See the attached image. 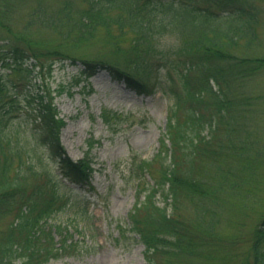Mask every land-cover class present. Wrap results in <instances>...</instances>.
Returning a JSON list of instances; mask_svg holds the SVG:
<instances>
[{
	"label": "trees",
	"instance_id": "16d2710c",
	"mask_svg": "<svg viewBox=\"0 0 264 264\" xmlns=\"http://www.w3.org/2000/svg\"><path fill=\"white\" fill-rule=\"evenodd\" d=\"M84 1L86 6L77 17L71 8L64 6L59 20L57 15L43 14L40 23L50 29L58 28L60 21L67 23L68 41L87 40L98 27L111 24L117 25L122 35L128 28L133 33L131 53L124 61L74 57L59 49H43L37 42L22 43L20 38L0 45V220L12 218L0 237V264H16L14 259L18 257L20 264H46L59 256L74 254L81 242L75 240L67 228L49 224V220L56 210L55 202L65 195L61 190L78 193V189L92 187L96 172L89 150L82 158L73 160L62 143V131L67 122L59 116L55 99L63 93V87L55 94L45 86V92L31 98L38 104L30 128L23 133L10 132L7 128L21 115L17 113V100L22 86L28 82V75L37 68L41 72H52L55 63L69 61L81 64L80 76H92L105 70L138 94L151 95L158 87H166L161 72L153 74L150 58L163 55L162 58L168 59V54L158 50L157 42L169 32H176L182 41L176 48L177 61L168 63V60L165 67L172 65L178 70L184 94L174 92L175 108L166 133L160 138L155 159L142 160L139 164L138 169L149 174L156 161L160 168L150 188L137 194L129 216L130 227L139 237L137 241L145 246L147 264H157L156 258L172 263L184 251L201 254L204 248L199 240L207 243L205 237L212 236L221 221L222 214L213 204L222 186H206V182L193 176L192 170L184 169V162H194L200 154L215 155L204 146L208 137L202 136L204 122L208 121L212 128L214 116L222 121L225 112L231 111L232 102L226 88L231 86L236 72L245 75L244 70H248L245 63L264 66V57L251 62L230 51L240 45L241 39H247L249 45L255 41V28L260 19L257 7L263 5L264 0ZM166 4L173 10L170 16L162 15ZM185 103L190 108L186 118L174 119ZM108 115L107 110L102 111L105 119ZM92 147L93 142L89 140V149ZM39 148L41 152L36 151ZM45 153L53 158L56 168L37 165ZM15 159L20 171L10 178ZM143 192L146 193L141 200ZM157 194L162 196L163 205L156 199ZM89 203L88 199L79 200L75 219L95 217L87 209ZM184 203L193 207L194 218L184 214ZM85 246L92 249L95 244ZM250 256L252 259H246L245 264H264V220L255 229Z\"/></svg>",
	"mask_w": 264,
	"mask_h": 264
},
{
	"label": "rangeland",
	"instance_id": "374dc122",
	"mask_svg": "<svg viewBox=\"0 0 264 264\" xmlns=\"http://www.w3.org/2000/svg\"><path fill=\"white\" fill-rule=\"evenodd\" d=\"M64 6L71 8L77 17L86 3L84 0H0V45L20 38L22 43L37 42L43 49H59L74 57L116 63L124 61L131 53L133 33L128 28L122 35L120 28L111 24L98 27L87 40L68 41L67 23L60 21L56 29L40 23L43 14L57 15L59 20ZM257 8L260 19L255 28V41L249 45L247 39H241L239 46L230 49L234 56L251 62L264 57V4ZM172 13L170 5L166 4L162 15ZM181 41L176 32L158 38V50L168 54V59L162 58L163 55L151 56L150 64L153 74L161 72L166 87H158L151 95L138 94L105 70L92 76H80L81 64L69 61L55 63L52 72H41L37 68L28 75V82L22 86L17 100V113L21 115L7 128L10 132L19 130L21 133L30 128L38 104L31 98L45 92V86L55 94L63 87V93L55 99L59 116L67 122L62 131V143L73 160L82 158L89 150L96 168L92 187L78 189V193L65 188L61 190L65 195L55 202L56 210L49 220V224L61 225L73 233L74 239L81 242L79 249L46 264H147L145 246L131 231L129 216L137 202V194L150 188L155 181L153 176L160 168L156 161L149 174L141 172L139 164L142 160L155 159L160 138L166 133L175 108L174 92L184 94L178 70L172 65L165 67L169 62L177 61L176 48ZM244 67L248 68L244 70L245 75L236 72V78L226 88L232 102L231 111L225 112L222 121L214 116L212 128L208 121L204 122L202 136L208 135L204 146L215 155L200 154L196 161L184 162V169L192 170L193 176L206 182V186H222L218 200L213 204V208L222 214L221 221L214 234L205 237L207 243L199 240L204 248L201 254L184 251L172 263L156 258L157 264H245L246 259H252L250 247L255 229L264 220V66L258 67L252 62L245 63ZM103 110L109 112L107 119L102 116ZM189 111V104L185 103L174 119H185ZM89 140L93 142L91 149ZM34 161L37 162L35 157ZM17 162L15 159L12 163L10 178L20 171ZM37 165L57 167L46 153ZM146 192L142 193L141 200ZM82 199L90 201L87 209L95 214L93 219L74 218ZM156 199L162 204L160 194ZM187 204L183 205H186L184 214L194 218L195 210ZM11 219L8 216L0 220V237ZM91 243L95 244L92 249L85 246ZM14 262L20 264L21 259L15 258Z\"/></svg>",
	"mask_w": 264,
	"mask_h": 264
}]
</instances>
